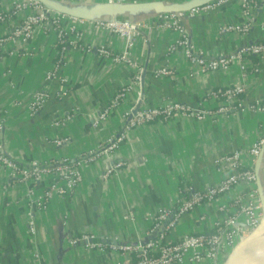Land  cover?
I'll return each instance as SVG.
<instances>
[{
    "label": "crops",
    "instance_id": "1",
    "mask_svg": "<svg viewBox=\"0 0 264 264\" xmlns=\"http://www.w3.org/2000/svg\"><path fill=\"white\" fill-rule=\"evenodd\" d=\"M74 7H95L104 4H143L152 2L185 3L189 0H61ZM10 0H0V12L10 9ZM152 13L121 16L118 20L147 22L135 43L131 60L142 71L141 83L121 99L108 122L94 128L90 116L101 112L122 87L137 73L129 65L115 64L101 57L98 49L105 46L114 54L124 49L125 42L91 23L81 29L82 38L76 47L59 48L53 34L38 30L29 43L0 46V145L7 153L23 163L47 161L61 157H80L101 147L109 138L123 132L122 121L137 104L138 108L158 106L174 100L192 108L211 107L207 95L229 85L243 84L248 88L244 106L229 116L205 121L182 117L157 119L129 133L114 153L112 160L126 165L108 179L103 175L110 161H98L83 170V182L74 195L55 198L46 211L38 216V234H28L26 214V186L14 185L5 172L0 171V264H35L34 254H40L39 264H120L121 253L111 246L145 242L151 227L146 219L163 207L176 208L177 201L191 189H204L218 183L219 176L212 167L213 159L222 153L245 149L264 135V116L248 106L264 102V59L251 57L247 77L237 64L229 72L211 74L190 65L181 53L168 55L175 35L159 28ZM264 18V5L255 12L251 32L240 35H219L218 27L243 22L238 2L207 16L185 18L184 25L194 45L208 58L232 52L245 44L264 41V31L258 24ZM103 21L111 20L103 16ZM22 21L0 24V39ZM89 21V20H88ZM96 21V20H93ZM13 52V55H10ZM62 61L61 76L67 78L66 96H59V81L52 83V98L36 116L26 110L33 93L46 83L44 74ZM171 68L173 76L156 77L158 69ZM254 69H259L255 73ZM63 89V88H62ZM142 98L138 100L137 93ZM215 104V103H212ZM76 114L70 122L55 127L53 122ZM68 139L64 147H57L55 138ZM257 173V188L264 195V151L253 165ZM43 182L35 185L42 193ZM227 202L228 197H224ZM216 206V205H215ZM134 222L124 221L129 212ZM206 216L207 220H202ZM215 207L198 209L184 216L170 233L172 241L196 230L210 231L217 218ZM90 232L95 238L78 245L68 243L71 235ZM102 245L104 252L97 246ZM190 264V263H186ZM204 264H222L205 262Z\"/></svg>",
    "mask_w": 264,
    "mask_h": 264
},
{
    "label": "built area",
    "instance_id": "2",
    "mask_svg": "<svg viewBox=\"0 0 264 264\" xmlns=\"http://www.w3.org/2000/svg\"><path fill=\"white\" fill-rule=\"evenodd\" d=\"M10 9L0 12V24L13 22L19 16L22 21L15 25L9 33L0 39V46L4 43L22 44L29 43L38 30H44L53 34L58 46L64 51L68 47H76L83 36L82 27L91 23L95 28L105 30L113 36L120 37L125 46L122 52L114 54L105 46L98 49V53L105 59L112 60L115 64L129 65L135 76L127 82L121 91L112 99L101 112L90 116L94 128H99L108 122L113 109L121 99H124L135 83H141L142 71L136 62L131 60L135 43L141 36V31L148 28L147 22H135L129 20L111 19L107 21H88L59 14L47 9L37 0H10ZM238 2L243 22L240 24H226L218 27L219 35L237 33L245 35L254 27L255 12L264 0H212L209 3L194 8L186 13H167L157 16L155 19L159 28L174 33L175 39L168 48V55L181 53L186 61L206 74L218 71L229 72L233 64L241 68V72L247 77L249 61L251 57L264 59V41L245 44L227 54H220L214 58H208L206 53L197 48L190 33L184 25V19L207 16L211 13ZM264 31V18L258 24ZM0 49V62L3 59ZM13 55V52H10ZM62 61L44 74L46 85L33 93L27 102L28 114H39L52 98V83L59 81L61 90L59 96H66L68 91L67 78L61 76ZM255 73L259 69H254ZM174 72L171 68L158 69L156 77H170ZM63 88V89H62ZM248 94V88L243 84L229 85L217 90H211L207 95V102L211 107L192 108L184 103L165 100L155 107L138 108L135 104L129 113L128 119L122 121L123 132L109 138L101 147L83 153L80 157H61L47 161H31L23 163L11 157L5 148L0 145V171L6 173L7 178L14 185L26 186L25 199L28 206L26 221L28 234L35 239L38 234V216L46 211L49 204L56 198L71 197L83 182V170L98 161H110L111 164L105 170L103 179L117 175L126 163L122 160L113 161L114 153L125 142L129 133H134L139 127L152 123L157 119L171 120L182 117L194 121H205L218 117L229 116L244 106V97ZM138 100L142 98L141 91L137 93ZM215 103V104H212ZM258 115L264 116V102H256L248 106ZM76 112L72 111L62 120L54 121L55 127L65 125L73 120ZM5 131V126L0 122V132ZM68 139L55 138L53 143L57 147H64ZM264 151V135L259 136L251 146L217 155L212 162L215 173L219 175L218 183L204 188L191 189L186 197L177 201L176 208L163 207L156 214H151L146 221L150 225V237L145 242L134 244H117L111 246L112 252L121 253L120 264H204L216 262L224 264L232 251L245 239L249 238L262 224L264 219L263 204L257 188V173L254 164ZM43 182L41 194L36 193L35 185ZM228 197L227 202L223 198ZM216 205V206H215ZM215 207L218 211L217 218L210 224V231L198 232L196 230L172 241L170 233L179 225L181 219L202 208ZM135 213L129 211L124 216V221L134 222ZM206 221L207 217L203 216ZM95 235L87 232L81 235H71L68 243L78 245L81 240L92 241ZM97 246L100 251L105 249ZM36 263H40V254L35 253Z\"/></svg>",
    "mask_w": 264,
    "mask_h": 264
},
{
    "label": "water",
    "instance_id": "3",
    "mask_svg": "<svg viewBox=\"0 0 264 264\" xmlns=\"http://www.w3.org/2000/svg\"><path fill=\"white\" fill-rule=\"evenodd\" d=\"M47 9L73 18L89 21L101 20L103 16L118 20L121 16L152 13L156 17L167 13H186L212 0H189L185 3L152 2L143 4H104L95 7H74L61 0H37ZM260 193V191H259ZM264 210V195L260 193ZM264 221V219H263ZM262 221V224H263ZM261 224V226H262ZM260 226V227H261ZM259 227V228H260ZM254 234V233H253ZM253 234L240 243L224 264H264V235L253 239Z\"/></svg>",
    "mask_w": 264,
    "mask_h": 264
},
{
    "label": "bare ground",
    "instance_id": "4",
    "mask_svg": "<svg viewBox=\"0 0 264 264\" xmlns=\"http://www.w3.org/2000/svg\"><path fill=\"white\" fill-rule=\"evenodd\" d=\"M257 231H258V234H257ZM257 231H255V233L253 234V237H252L253 239H258L264 235V222H263L262 226Z\"/></svg>",
    "mask_w": 264,
    "mask_h": 264
},
{
    "label": "rangeland",
    "instance_id": "5",
    "mask_svg": "<svg viewBox=\"0 0 264 264\" xmlns=\"http://www.w3.org/2000/svg\"><path fill=\"white\" fill-rule=\"evenodd\" d=\"M216 174H217V173H216ZM217 175H218V174H217ZM218 176H219V175H218ZM203 209H204V208H202V210H203ZM263 222H264V221H263ZM257 230H258V229H257ZM257 230H256V231H257ZM254 233H255V232H254ZM257 234H258V231H257ZM256 236H257V235H256Z\"/></svg>",
    "mask_w": 264,
    "mask_h": 264
},
{
    "label": "trees",
    "instance_id": "6",
    "mask_svg": "<svg viewBox=\"0 0 264 264\" xmlns=\"http://www.w3.org/2000/svg\"><path fill=\"white\" fill-rule=\"evenodd\" d=\"M59 48H61V47L59 46Z\"/></svg>",
    "mask_w": 264,
    "mask_h": 264
}]
</instances>
